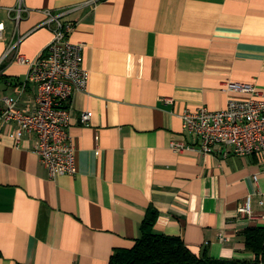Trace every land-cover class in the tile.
<instances>
[{
	"label": "crops",
	"instance_id": "crops-1",
	"mask_svg": "<svg viewBox=\"0 0 264 264\" xmlns=\"http://www.w3.org/2000/svg\"><path fill=\"white\" fill-rule=\"evenodd\" d=\"M18 1L0 0V101L32 108L28 67L6 53L20 40L27 59L45 55L44 11L76 24L69 40L86 45L90 79L71 100L75 175L50 179L35 137L16 143L0 125V264H109L148 209L154 231L195 256L253 264L242 233L264 227V158L202 154L180 115L251 98L226 83L264 93V0H22L30 13L17 25ZM247 197L252 219L237 211Z\"/></svg>",
	"mask_w": 264,
	"mask_h": 264
},
{
	"label": "built area",
	"instance_id": "built-area-1",
	"mask_svg": "<svg viewBox=\"0 0 264 264\" xmlns=\"http://www.w3.org/2000/svg\"><path fill=\"white\" fill-rule=\"evenodd\" d=\"M18 25L23 14L30 11L19 0L15 9ZM47 16L44 23L53 34L43 57L27 59L18 51L20 40L13 43L7 55L12 62L27 66L26 83L35 85L32 108L19 107V98L4 97L0 103V125L6 135L19 143L25 135L35 137L34 152L47 169L50 179L76 174V149L69 134L72 122L71 100L75 93H86L90 73L84 67L83 51L86 45L69 40L75 29L74 22H63L67 12ZM4 25L0 24V40ZM226 91L250 94L248 100H230L223 110L211 111L205 106L180 115L185 133L198 141V151L205 155L246 157L257 155L264 158V93L254 86L241 83H226ZM91 112L81 114L79 122L89 126ZM171 149L183 151L181 142L173 141ZM257 181V176H254ZM242 218L252 219L250 197L238 207Z\"/></svg>",
	"mask_w": 264,
	"mask_h": 264
},
{
	"label": "trees",
	"instance_id": "trees-1",
	"mask_svg": "<svg viewBox=\"0 0 264 264\" xmlns=\"http://www.w3.org/2000/svg\"><path fill=\"white\" fill-rule=\"evenodd\" d=\"M158 214L148 209L140 227V237L132 248L117 249L109 264H235L238 261L212 259L207 253L195 256L179 237L157 234L154 226ZM248 252L254 255L253 264H264V227L252 226L242 233ZM242 262L241 264H245Z\"/></svg>",
	"mask_w": 264,
	"mask_h": 264
}]
</instances>
